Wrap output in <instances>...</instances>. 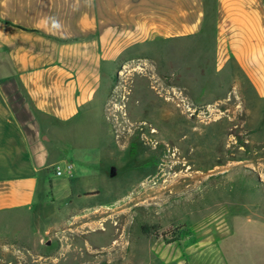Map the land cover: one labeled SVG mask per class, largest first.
<instances>
[{
  "label": "rangeland",
  "instance_id": "obj_1",
  "mask_svg": "<svg viewBox=\"0 0 264 264\" xmlns=\"http://www.w3.org/2000/svg\"><path fill=\"white\" fill-rule=\"evenodd\" d=\"M197 48L125 50L100 126L59 131L53 168L69 163L72 177L52 173L54 198L31 216L0 218V264L15 251L27 264H264V98L197 63ZM180 91L188 115L167 100ZM99 145L101 164L84 163Z\"/></svg>",
  "mask_w": 264,
  "mask_h": 264
},
{
  "label": "crops",
  "instance_id": "obj_2",
  "mask_svg": "<svg viewBox=\"0 0 264 264\" xmlns=\"http://www.w3.org/2000/svg\"><path fill=\"white\" fill-rule=\"evenodd\" d=\"M156 40L182 53L195 45L197 63L264 98V0H0V218L54 198L59 131L99 127L116 60ZM103 147L84 163L100 165Z\"/></svg>",
  "mask_w": 264,
  "mask_h": 264
},
{
  "label": "flooded vegetation",
  "instance_id": "obj_3",
  "mask_svg": "<svg viewBox=\"0 0 264 264\" xmlns=\"http://www.w3.org/2000/svg\"><path fill=\"white\" fill-rule=\"evenodd\" d=\"M178 95L179 96H175V98H173V97H170V98H167V100H171L172 101V103H174V105L177 107V108H179V111L181 112V113H183V114H185V115H188L187 114V112H188V106H187V104H186V102H185V100H184V94H183V92L182 91H180L179 93H178ZM152 130H150V133H153V132H151ZM154 133H156V132H154ZM121 145V144H120ZM116 146H118L117 145V143H116ZM109 171H110V173H114V169L113 168H109ZM136 183H140V181H137Z\"/></svg>",
  "mask_w": 264,
  "mask_h": 264
},
{
  "label": "built area",
  "instance_id": "obj_4",
  "mask_svg": "<svg viewBox=\"0 0 264 264\" xmlns=\"http://www.w3.org/2000/svg\"><path fill=\"white\" fill-rule=\"evenodd\" d=\"M53 171H54V173H55L56 176L66 175L68 177H71L72 176L73 168H72L71 164L65 163L64 166L56 165L53 168Z\"/></svg>",
  "mask_w": 264,
  "mask_h": 264
},
{
  "label": "bare ground",
  "instance_id": "obj_5",
  "mask_svg": "<svg viewBox=\"0 0 264 264\" xmlns=\"http://www.w3.org/2000/svg\"><path fill=\"white\" fill-rule=\"evenodd\" d=\"M175 127V126H174ZM178 128V127H177ZM179 130V129H178ZM183 130V129H182ZM151 132H156V130L155 129H153L152 128V131ZM175 132V131H174ZM182 132V131H181ZM158 133V132H157ZM180 142V141H179ZM177 147V146H176ZM180 148V147H179ZM181 148H182V145H181ZM177 151H178V149H177ZM173 153V152H172ZM179 153V152H178ZM174 155V154H173ZM172 157V156H171ZM188 169H190V168H188ZM176 176V175H175ZM166 184V183H165ZM116 243V242H115ZM22 252V251H21ZM10 255H15V257H18V259H19V261H16L17 263L16 264H27V256L26 255H24V254H22V253H20V252H17V251H15L14 253L12 252ZM0 262H1V260H0ZM29 263V262H28ZM10 264H13V263H10Z\"/></svg>",
  "mask_w": 264,
  "mask_h": 264
}]
</instances>
